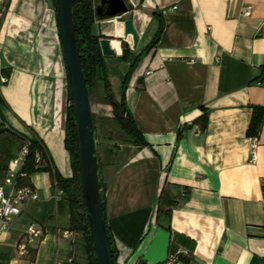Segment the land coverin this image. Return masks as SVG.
<instances>
[{
    "label": "crops",
    "instance_id": "obj_1",
    "mask_svg": "<svg viewBox=\"0 0 264 264\" xmlns=\"http://www.w3.org/2000/svg\"><path fill=\"white\" fill-rule=\"evenodd\" d=\"M125 1L129 12L103 21L101 31L121 36V22L130 18L136 47L130 37L113 38L114 55L101 56L112 94L123 100L146 146L124 149L114 139L122 131L106 111L100 115L98 176L115 264H165L179 250L186 264H264V117L253 164L246 136L251 108L264 109V84H257L264 73V0ZM0 7V73L7 72L0 118L36 138L49 164L70 178L68 83L55 2L0 0ZM130 69L124 90L121 81L111 82H123ZM203 113L204 130L196 123ZM28 181L37 199L26 200L0 235V264H86L84 238L70 230L64 194L46 172ZM30 225L41 235L19 257L16 244Z\"/></svg>",
    "mask_w": 264,
    "mask_h": 264
},
{
    "label": "trees",
    "instance_id": "obj_2",
    "mask_svg": "<svg viewBox=\"0 0 264 264\" xmlns=\"http://www.w3.org/2000/svg\"><path fill=\"white\" fill-rule=\"evenodd\" d=\"M72 11L76 42L89 96L91 94V91L96 88L97 81H100L103 86V101L115 125L128 138L129 144L137 148L146 146V142L144 141L142 134L137 129L134 120L126 110L123 100L121 99L120 101H116L112 94L111 87L106 76L103 57L101 56L98 47V40L97 37L92 34V26L95 20L93 14V0H73ZM161 31L162 25L160 22V27L157 30L152 44H155L161 34ZM122 47V58L125 59V54L128 50V47L125 44H122ZM130 73L131 69L127 72L123 79L122 90H124L126 87ZM2 74L7 75V72H2ZM262 79L263 78H260L258 79V81ZM68 102L69 105L66 112L64 146L70 156L72 176L70 178H62L59 173L49 164V160L45 154V151L41 143L36 138H27L14 132L12 129L7 127L3 120L0 118V178L4 176L9 162L16 157V153H18L22 149V147L27 146V155L24 158L23 165L21 166L20 170L22 173L26 174V177H17L15 179V186H29L28 176L30 174L36 172L48 173L50 175L53 186L59 189L64 194L65 199L68 203L70 211V230L79 232L83 235L86 248V264H95L92 241L90 237L87 217L85 214V206L79 181L75 147V116L73 107L71 105L69 89ZM251 109L252 113L246 130V136L249 138H258L264 117V109L256 106H253ZM92 118L94 130L95 117L93 113ZM206 119L207 116L205 113H203L202 116L196 121V123L200 125V128L202 130H204L206 126ZM35 153H40V163L35 162ZM99 159V156H97L98 168L100 166ZM163 194L164 189H162L160 192L159 200H161ZM107 235L109 238L115 264V251L112 247L111 238L108 234V231ZM182 260L185 263L187 262V260L185 259Z\"/></svg>",
    "mask_w": 264,
    "mask_h": 264
},
{
    "label": "water",
    "instance_id": "obj_3",
    "mask_svg": "<svg viewBox=\"0 0 264 264\" xmlns=\"http://www.w3.org/2000/svg\"><path fill=\"white\" fill-rule=\"evenodd\" d=\"M55 5L58 34L75 116V147L79 181L95 264H114L104 220L102 184L98 176L92 110L74 30L73 0H55ZM128 12L129 8L125 0H93L96 36L99 39L101 55H114V51L110 48V40L113 38L127 42V38L130 37L131 47L135 49L138 37L132 19L122 20L121 36H108L101 31L103 21H117Z\"/></svg>",
    "mask_w": 264,
    "mask_h": 264
},
{
    "label": "built area",
    "instance_id": "obj_4",
    "mask_svg": "<svg viewBox=\"0 0 264 264\" xmlns=\"http://www.w3.org/2000/svg\"><path fill=\"white\" fill-rule=\"evenodd\" d=\"M245 14H249V11L246 10ZM4 16V7H0V23ZM7 78L0 73V85L5 84ZM257 84H264L263 79L258 81ZM257 147L258 140L257 137H252L250 139V148H249V158L248 162L253 164L257 158ZM27 155V146L22 147L18 152L17 156L12 159L8 166L7 170L2 178H0V235L7 231L10 222L13 218L20 215V206L26 200H36L37 196L35 191L29 186L16 187L15 179L17 177L24 178L26 177L25 173H22L21 166L25 156ZM34 159L36 163H40V153H35ZM59 195L63 193L58 192ZM26 239H21L16 244L17 255L22 257L27 254V244L32 237L41 235V230L36 228L34 225L28 226L26 230ZM72 235L71 232H63L62 236L64 238H69ZM182 259H184L183 251H176L168 257L165 264H186ZM15 264H18L15 262Z\"/></svg>",
    "mask_w": 264,
    "mask_h": 264
},
{
    "label": "rangeland",
    "instance_id": "obj_5",
    "mask_svg": "<svg viewBox=\"0 0 264 264\" xmlns=\"http://www.w3.org/2000/svg\"><path fill=\"white\" fill-rule=\"evenodd\" d=\"M111 79H112L111 82L113 84H117L118 85V83H120V81L122 83V78L119 79V78L115 77V78H111ZM107 80L109 81L108 78H107ZM101 93L104 94L103 93V86H102V83H98V85H96V88H94L91 91V94L89 96L91 110H92V113L94 114V117H95V123H94V125H96V126H94L95 129H98L100 127L99 125L102 122L100 120H103V119L100 118V115L104 114L105 111L108 114H110L109 111H107L108 109L106 108V105H105V103L103 101V96L101 95ZM103 136L104 135L101 134L100 132H99V134L97 136L96 153L99 154V155H102V149H101L102 141L101 140L104 139ZM114 139H115L116 142H118L120 145H122L124 149H126L125 145L127 143H129V142H128V138L125 135H118V136L116 135L114 137ZM100 157H101V161H103L104 160V158H103L104 156H100Z\"/></svg>",
    "mask_w": 264,
    "mask_h": 264
}]
</instances>
